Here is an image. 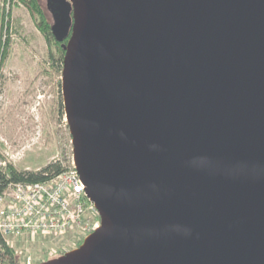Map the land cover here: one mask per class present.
<instances>
[{"label":"water","instance_id":"obj_1","mask_svg":"<svg viewBox=\"0 0 264 264\" xmlns=\"http://www.w3.org/2000/svg\"><path fill=\"white\" fill-rule=\"evenodd\" d=\"M49 3L101 224L32 264H264V0Z\"/></svg>","mask_w":264,"mask_h":264},{"label":"rangeland","instance_id":"obj_2","mask_svg":"<svg viewBox=\"0 0 264 264\" xmlns=\"http://www.w3.org/2000/svg\"><path fill=\"white\" fill-rule=\"evenodd\" d=\"M46 9V0H40ZM3 0H0V8ZM10 21L19 20L18 32H9L8 55L0 76V168L38 171L47 164H68L70 134L62 105L61 73H56L45 57L57 56L36 29L28 10L21 4L11 7ZM6 35L0 32V40ZM23 263H40L60 252L77 248L83 241L79 233L65 237L17 235L6 238Z\"/></svg>","mask_w":264,"mask_h":264},{"label":"built area","instance_id":"obj_3","mask_svg":"<svg viewBox=\"0 0 264 264\" xmlns=\"http://www.w3.org/2000/svg\"><path fill=\"white\" fill-rule=\"evenodd\" d=\"M70 148L68 164H62L58 175L38 183L9 184L0 193V234L6 242L17 235L65 237L73 232L84 239L100 227V214L73 163L71 139Z\"/></svg>","mask_w":264,"mask_h":264},{"label":"trees","instance_id":"obj_4","mask_svg":"<svg viewBox=\"0 0 264 264\" xmlns=\"http://www.w3.org/2000/svg\"><path fill=\"white\" fill-rule=\"evenodd\" d=\"M18 4L23 5L29 12L33 19L36 29L42 34L45 41L50 45L53 44L56 48L57 56L49 53L44 63L48 64L56 73L60 74L62 70V59L64 52L60 48V44L57 43L51 33V17L44 9L40 0H3L2 7L0 8V32L6 35L5 40H0V76L1 66L6 56L8 55L10 45L9 32L11 26L13 31L18 32L19 20L16 19L15 24H11L10 21V9L11 7L17 6ZM64 167L60 162L47 164L38 171L28 170H17L11 165H6L0 168V193L9 185L14 183H38L43 182L51 177H54L61 173ZM64 252H60L57 256L62 255ZM56 256V257H57ZM0 259L4 262L3 264H22L20 256L10 245L7 244L5 239L0 234Z\"/></svg>","mask_w":264,"mask_h":264},{"label":"flooded vegetation","instance_id":"obj_5","mask_svg":"<svg viewBox=\"0 0 264 264\" xmlns=\"http://www.w3.org/2000/svg\"><path fill=\"white\" fill-rule=\"evenodd\" d=\"M45 5H46V9H47V11H48V13H49V15H50V17H51V21H52V23H53V20H54V5L51 3H49V4H47V0H46V3H45ZM66 41H64V43H65Z\"/></svg>","mask_w":264,"mask_h":264}]
</instances>
